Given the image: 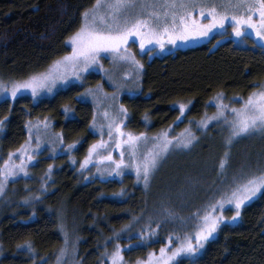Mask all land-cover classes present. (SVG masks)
<instances>
[{"label": "trees", "instance_id": "16d2710c", "mask_svg": "<svg viewBox=\"0 0 264 264\" xmlns=\"http://www.w3.org/2000/svg\"><path fill=\"white\" fill-rule=\"evenodd\" d=\"M95 2L0 0V80L26 79L68 54L69 37ZM217 39L144 61L141 91L120 102L128 111V131L156 135L174 125L184 128L214 113L210 102L218 93L234 103L264 84V50L251 40L246 48L232 41L215 46ZM150 74L168 82L153 85ZM88 80L37 102L27 96L0 101L2 162L23 146L26 126L34 121L63 127L69 149L43 153L26 176L9 182L0 198V264H112L117 246L122 264H148L149 254L158 259L161 248L169 252L194 231L208 205L236 181L264 171V132L228 145L230 132L217 125L196 135L187 151L166 158L147 186L133 174L102 180L92 168L80 171L79 160L96 139L86 128L90 105L76 100L100 75ZM181 103L188 106L184 117ZM221 159H227L224 169ZM177 264H264V194L244 208L238 225L221 228L201 257Z\"/></svg>", "mask_w": 264, "mask_h": 264}, {"label": "rangeland", "instance_id": "374dc122", "mask_svg": "<svg viewBox=\"0 0 264 264\" xmlns=\"http://www.w3.org/2000/svg\"><path fill=\"white\" fill-rule=\"evenodd\" d=\"M106 2H111V0H102V6L99 9V12L101 14H105L108 11L106 7ZM177 2L179 3V0H177ZM184 2L188 5L187 11L191 12V19H194L201 24L208 23L210 19V17H208L207 11H205L204 16L200 15L201 9H207L211 6H215L218 12L228 13L229 19L225 21L223 27H214L210 31H208L206 35L190 36L187 40L178 39L176 40L175 44L169 43L167 37L165 36V38L163 39V48H161L155 40L150 43L145 42L144 47L141 48L140 37L131 36L129 37L126 44L121 45L119 52H112L110 50L102 51L99 54L96 62L94 64H91L86 71L83 70V66L81 65V70L74 75L73 70L70 67L67 70L61 67L60 74L63 75L65 78L58 79L56 83L52 86L51 91H49L47 88H38L36 94L33 95L31 89H21L13 98L10 91L8 90L11 89L14 83L27 80L30 76L26 79L18 81L0 80V86H2V88H0V101H14L18 97L27 96L30 97L34 102H37L43 98H51L61 90H66L76 85L81 86L85 84V82H91L88 80L91 74L100 75L99 82L94 83L90 86H86L76 96V100L80 102H88V104L90 105V117L86 123V128L87 130L89 129V132L92 135L96 136L95 141H93L86 148L84 157L79 160L78 168L82 172L87 170L88 168H92L95 171V175L102 180H106L108 178H121L123 174H133L137 177L135 167L131 165L140 162L143 159V156L149 153L150 151H155V146L157 144L155 138L161 133H163L161 132L156 135L143 134L141 136V134H135L126 129V125L128 124V111L121 105L120 102L124 99H131L132 96L138 94L141 91V84L143 85L145 81V76H142V72L144 69V61L149 62L154 57H163L168 54H174L178 50H185L201 46L212 40V38L215 36H218V39L215 42V46H218L219 44L224 43L226 41H232L235 47L246 48L248 46L247 42L251 40L252 42H254V45L252 47H258L264 50V38L257 36L253 29L245 28L243 30L242 35L240 36H237L236 33L233 31V21L230 18L231 15L239 16L247 14L245 13L244 7L236 6L238 0H184ZM246 3H254V0H246ZM95 4L96 2L87 11L90 12L95 6ZM135 5L136 6L134 8H128L126 10L121 11V23L123 22V18L126 16L128 17L130 22H134L135 19H147L149 22V28H158L160 31H162V29L167 26L170 31L172 30V16L170 14L168 16L164 15L165 0H135ZM167 11L171 13L173 9L168 8ZM175 11L177 12L176 23L177 25H179V15L183 14L185 9L177 8L175 9ZM152 13H159V16L155 17L152 15ZM106 19H108L110 23L112 22L111 17L106 16ZM253 19L258 21V14H253ZM67 45L69 47V53H71L72 49L68 41ZM62 57L58 58L55 61L60 60ZM137 61L139 62L138 64L136 63ZM226 61L230 64V61ZM54 62L38 73H44L49 70H52ZM169 75H174V73L171 72ZM149 78L150 82H152L153 85L157 84L160 87H162L168 82L167 80L164 81L153 74H150ZM260 90L261 87L259 86L253 93L258 92ZM247 98H237L234 101L239 102H234L235 104L227 103L223 99V103L229 105V109L227 110V118L229 121L233 119V114H231L230 111L231 108H240L242 106L243 101L247 100ZM210 103L214 106V113L208 114L201 120H204L208 117H213L217 114V101L213 100ZM187 110L188 106H186V108L184 109L183 114L181 113V116L184 117ZM71 114L73 115V112ZM181 119L182 117H180L179 120ZM201 120H189V123H187L184 128L178 129V127L174 125L173 127L169 128L164 132L168 133L169 139H180L182 137L187 136L188 133L191 132V134L195 136V139L192 141V143L197 140L196 135L205 132L210 126L213 125L219 126L218 129L220 131L223 129H227L230 132L229 125L225 122L223 118L219 120H209L207 127H203L200 124ZM64 122L65 120L63 121V123ZM117 126H119V132L117 131ZM75 128L76 127L72 126L70 130L73 131L75 130ZM26 131L27 138L25 143L23 144L24 148L26 149V152L22 153L18 151L19 149H21L20 147L16 152L12 153L13 155L11 157V160L9 161L10 164L15 163L18 165L20 164L22 157L23 160L26 162L25 171H17L15 175L9 176L6 181L4 175H0V181L5 182L4 192L0 193V198L5 193L9 182L27 175L29 167L34 164V162L37 160V157L43 155V153H45V155L47 156H53L60 154L64 151L65 153L69 151V149L65 150L66 143L64 139V128L62 127L60 130L54 129L52 123L48 119H45V121L42 122L34 121L28 123L26 126ZM110 132L111 135H109ZM120 133H124V135H121ZM128 133L140 137L136 141L135 148H132L129 144L121 143V141L127 140ZM176 139H173V143L169 146L168 151L162 155V157L159 159L157 167L153 169L150 173L147 185L152 180L151 178L155 175L156 171L162 166L166 158L177 154L178 152L179 154H181L182 151H187L184 150L187 147L175 146ZM101 142H103V146L98 147L93 153H91L89 162L85 164V158L89 157V149L92 147V145L100 144ZM118 144L119 146H117ZM133 151L135 152V156L130 155V153H132ZM121 153H123V157H121ZM108 155H111V160L104 158ZM29 156L32 157L31 160L28 159ZM71 158L73 160L74 156H72ZM121 159L124 160V164L121 165L120 169H116L115 162ZM6 160H9V156ZM6 160H4L3 162L0 160V172L3 171L5 167L4 162ZM81 165L84 166L82 167ZM138 180L142 184L146 185L142 177ZM261 195V193H258L252 200L246 202L240 210V217L237 218L235 221L231 220V217L235 213L234 206L225 204L222 210L217 207L216 214L220 215L222 212L224 220L220 224L217 231L211 237H209L207 241L204 242L203 248H199L195 254L181 253L179 256L175 257L170 262V264H177V262L182 259L195 260L201 257L208 244L217 239L221 228L225 226L238 225L241 222L244 208L253 203L254 201L258 200ZM201 223L197 226L194 231L190 232V234L187 235L193 238L194 245L195 233L200 227ZM184 239L180 241L173 249L167 252L166 255L171 256L172 252L184 242ZM158 259L152 261V264H158Z\"/></svg>", "mask_w": 264, "mask_h": 264}, {"label": "snow or ice", "instance_id": "6c2138e0", "mask_svg": "<svg viewBox=\"0 0 264 264\" xmlns=\"http://www.w3.org/2000/svg\"><path fill=\"white\" fill-rule=\"evenodd\" d=\"M102 6V0H96V4L93 9L85 11L83 13V22L80 28L69 37L68 43L71 46V53L62 57L60 60L55 61L52 70L44 73H38L30 76L27 80L22 82H16L12 85L10 91L14 98L18 91L21 89H31L33 95L36 94L38 88H47L51 91L52 86L58 79L65 78L60 74V68L63 67L66 70L70 67L75 75L81 70L80 66H83V70H87L91 64H94L102 51L119 52L121 45L126 44L129 37L139 36L140 46L144 47L145 42H152L155 40L161 48L164 47L163 39L165 36L169 43L175 44L176 40H187L190 36H202L206 35L212 28L220 26L223 27L229 14L226 12H218L215 6L208 7L207 9L202 8L200 15L204 16L207 11L209 22L201 24L198 21L191 19V12L187 11L188 5L184 0H165V12L164 15L172 16V30L170 31L165 26L162 31L158 28H149L147 19H135L134 22H130L128 17L123 18V22H120V13L122 10L128 8H134L135 0H111L106 2L108 11L105 14L99 12ZM237 7H244L246 15H231L233 21V31L237 36L242 35L245 28L253 29L257 36L264 38V0H254V3H246V0H238ZM168 8L173 9L171 13L167 11ZM185 9L183 14L179 15L180 24L177 25V12L175 9ZM253 14H258L259 20L253 19ZM153 16L158 17L159 13H152ZM107 17H111L112 22L110 23ZM115 25V26H113ZM139 63L138 61L136 62ZM142 67V65H141ZM261 90L250 95L247 100H244L240 108H231V114L233 119L231 121L227 118V110L229 105L223 103V93H218L215 97L217 101L216 107L218 112L213 117H208L201 120L200 124L203 127L208 126L209 120H219L223 118L228 123L230 128V136L226 140V144L230 145L233 139L245 134H251L254 131L264 132V85L260 86ZM2 88V86H0ZM180 111L183 114L186 105L181 103L179 105ZM123 110V109H122ZM126 111V110H124ZM3 127V121H0V128ZM111 127V126H110ZM119 132V126H117ZM124 135V133H120ZM111 135V132L109 133ZM143 134H141L142 136ZM140 137L134 136L131 133L127 134V140L121 141V143L129 144L132 148H135L136 141ZM157 144L155 151H150L143 156V159L131 165L135 167L137 179L141 177L147 185L150 173L157 167L159 159L172 145L173 139H169L168 133L163 132L156 138ZM195 136L188 133L187 136L180 139H176L175 146L188 147ZM103 142L100 144H94L89 149V157L85 158V164L89 162L91 153H93L98 147H102ZM119 146V144L117 145ZM73 146L69 145L71 149ZM18 151L24 153L26 149L21 146ZM12 153H9V160L4 162L5 167L0 175H4L5 181L9 176H13L19 172H24L26 168V162L21 157L20 164L9 163L12 157ZM131 156H135V152L130 153ZM225 158L228 157L229 153L225 152ZM123 157V153H121ZM105 159L111 160V155L104 157ZM32 159L31 156L28 157ZM227 163V159H221L219 167L224 169ZM116 169H120L121 165L124 164V160L121 159L115 162ZM82 167L84 165H81ZM51 169V165H49ZM26 174V173H25ZM5 182L0 181V193L4 192ZM258 193L264 194V171L259 175L245 176L242 179L236 181L231 190L224 194L223 198L217 200L215 203L208 205V210L201 217V225L195 233V245L193 244V238L186 236L184 242L176 248L171 256L166 255L165 248L160 249V257L158 264H170V262L181 253L195 254L199 248H203L204 242L209 239L219 228L223 222L224 217L222 212L217 215V207L223 209L225 204L232 205L235 208V213L231 217L232 221H235L241 215V208L246 202L252 200ZM27 244L29 250H32L31 245ZM18 247H22L18 245ZM64 250L61 249V254ZM153 254H149L148 264H152ZM60 260V257H57ZM112 264H122L123 256L121 255L120 247L117 246L116 250L111 255Z\"/></svg>", "mask_w": 264, "mask_h": 264}]
</instances>
